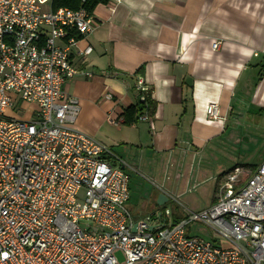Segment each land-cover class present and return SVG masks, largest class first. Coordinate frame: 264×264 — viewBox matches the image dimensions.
Instances as JSON below:
<instances>
[{
  "label": "built area",
  "instance_id": "2783aa9c",
  "mask_svg": "<svg viewBox=\"0 0 264 264\" xmlns=\"http://www.w3.org/2000/svg\"><path fill=\"white\" fill-rule=\"evenodd\" d=\"M52 3L0 0V264H264V161L256 170L234 167L204 209L179 203L176 223L160 206L134 216L131 167L75 128L80 102L62 89L93 76L70 54L92 53L78 49L76 35L96 30L94 15ZM120 4L105 6L115 13ZM137 90L148 88L139 80ZM207 117L219 119L216 103Z\"/></svg>",
  "mask_w": 264,
  "mask_h": 264
},
{
  "label": "crops",
  "instance_id": "0c3cea01",
  "mask_svg": "<svg viewBox=\"0 0 264 264\" xmlns=\"http://www.w3.org/2000/svg\"><path fill=\"white\" fill-rule=\"evenodd\" d=\"M93 15L96 30L77 45L92 53L84 60L76 48L70 54L74 67L93 76L77 75L62 89L79 99L75 128L118 147L128 163L144 155L148 168L190 169L227 124L264 117V76L253 87L264 65L253 56L264 50V0H121L115 13L99 5ZM139 80L156 108L148 121L125 126L121 115L136 103ZM211 103L216 121L207 117Z\"/></svg>",
  "mask_w": 264,
  "mask_h": 264
},
{
  "label": "rangeland",
  "instance_id": "374dc122",
  "mask_svg": "<svg viewBox=\"0 0 264 264\" xmlns=\"http://www.w3.org/2000/svg\"><path fill=\"white\" fill-rule=\"evenodd\" d=\"M12 112L15 116L23 115L19 108ZM238 119L235 120L237 126L227 124V127L231 126L224 137H218L205 145V154L202 158L198 157L190 169L177 166L167 171L162 165H151L148 168L144 155H138L135 163L129 162L133 180L127 207L133 213H150L159 207L157 200L163 191L169 195L170 201L160 208H167L172 212L168 223L170 225L175 222L177 213L182 214L179 203L190 210L199 211L208 207L212 199L216 200L220 196L225 182L224 175L221 174L224 170L236 163L245 165L243 167L248 170H256L255 165L264 161V117L248 114L243 123ZM109 148L115 155L122 157V151L118 147ZM118 256L121 258V255Z\"/></svg>",
  "mask_w": 264,
  "mask_h": 264
},
{
  "label": "trees",
  "instance_id": "16d2710c",
  "mask_svg": "<svg viewBox=\"0 0 264 264\" xmlns=\"http://www.w3.org/2000/svg\"><path fill=\"white\" fill-rule=\"evenodd\" d=\"M111 0H53L52 3V8L54 10L59 9V8H69L71 10H77L80 7L85 8L89 13L93 14L95 9L99 6V5H107ZM78 39H81L82 36L81 35H76ZM264 76V65H259V70L257 71L256 74V79H254V85L253 87H257L258 83L260 82V80L262 79V77ZM137 91V101L134 105L129 106L128 108H126L122 115V122L123 125L125 126H134L136 124H138L140 122V117L147 114V115H152L155 111L156 108V103L154 101V99L152 98V92L150 89H148V91L146 92H141V91ZM145 97V100L142 101V97ZM250 110V109H249ZM234 111V108L232 110V112ZM258 112H263V110H259ZM233 114H235L233 112ZM236 116V115H235ZM123 158V157H122ZM127 163L128 161L126 159H124ZM262 163V162H260ZM259 163V164H260ZM255 165L256 167H258V165ZM250 164H247V166H249ZM237 166H245L242 165L241 163H236L235 165H233L231 168H228L226 170H224L221 174L226 175L227 173H229L230 171H232L234 169V167ZM126 172L129 174V178H130V184H129V189L132 192V173L130 169H125ZM215 200L212 199L210 201V203H213ZM130 202V200H129ZM128 202V203H129ZM183 215L181 213H177V215L175 216V223L178 222L179 220L183 219Z\"/></svg>",
  "mask_w": 264,
  "mask_h": 264
},
{
  "label": "water",
  "instance_id": "95a60500",
  "mask_svg": "<svg viewBox=\"0 0 264 264\" xmlns=\"http://www.w3.org/2000/svg\"><path fill=\"white\" fill-rule=\"evenodd\" d=\"M168 202H169V198L165 194L161 193L158 197L157 205L162 207L166 205Z\"/></svg>",
  "mask_w": 264,
  "mask_h": 264
},
{
  "label": "flooded vegetation",
  "instance_id": "af4514ba",
  "mask_svg": "<svg viewBox=\"0 0 264 264\" xmlns=\"http://www.w3.org/2000/svg\"><path fill=\"white\" fill-rule=\"evenodd\" d=\"M238 112H240V110H238ZM242 112H244V111H242ZM245 113H246V110H245ZM238 114H240V113H238ZM238 117V116H237ZM242 123H243V121H242ZM240 125V124H239Z\"/></svg>",
  "mask_w": 264,
  "mask_h": 264
},
{
  "label": "bare ground",
  "instance_id": "6f19581e",
  "mask_svg": "<svg viewBox=\"0 0 264 264\" xmlns=\"http://www.w3.org/2000/svg\"><path fill=\"white\" fill-rule=\"evenodd\" d=\"M200 128V127H199Z\"/></svg>",
  "mask_w": 264,
  "mask_h": 264
}]
</instances>
